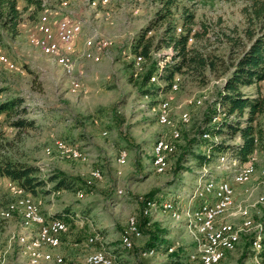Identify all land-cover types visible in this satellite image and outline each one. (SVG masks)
Returning a JSON list of instances; mask_svg holds the SVG:
<instances>
[{"label":"rangeland","instance_id":"1","mask_svg":"<svg viewBox=\"0 0 264 264\" xmlns=\"http://www.w3.org/2000/svg\"><path fill=\"white\" fill-rule=\"evenodd\" d=\"M166 2L43 0L37 7L18 0L22 10L18 33L3 28L0 86L5 88L0 100L22 96L24 101L22 110L11 116L0 114V154L38 166L35 175L40 184L30 191L31 195L27 193L48 218L67 220L68 229L62 233L59 251L52 249L63 257V262L49 264H86L90 253L98 250L110 254L114 264H202L197 241L201 234L192 214L202 204L215 202V196L208 195L201 185L211 177L218 182L228 179L235 191L234 204L224 213L222 222L231 223L239 235L234 249L217 264H257L255 253L260 254L259 261L264 259V148L258 146L247 162L233 151L216 152L207 166L199 165L187 153L188 148H193L190 140L206 126L211 102L249 46L251 33L259 31L253 0H174L169 17L156 18L146 36L152 42V54L138 55L140 48L134 49L132 36L164 12ZM186 17L191 18L188 25ZM64 20L81 25L75 37L71 73L55 53L45 52L31 42L32 37H41L47 31L54 32L58 42ZM170 20L178 33L188 27L195 31L187 47L191 55L204 56L206 64L190 60L172 79L159 80L155 74L157 79L148 81V86L170 85L156 95L146 94L141 85L143 75L153 64L160 73L167 63L179 60L173 48H156ZM174 82L178 88L171 92ZM241 90L248 96L264 93V79L244 85ZM168 95L171 123L163 125L153 107ZM196 99L202 102L197 104ZM217 107L219 112L223 110L221 105ZM184 114L188 121L183 120ZM230 116L242 121V125L247 123L246 112ZM20 117L33 123L13 125L12 121ZM255 123L264 126V113L257 116ZM174 130H179V138L172 136ZM160 138L169 146L163 155L164 165L158 170L153 164V147ZM216 138L229 143L243 139L239 133L228 131ZM62 140L76 148L79 155L71 156L60 149L57 142ZM120 154L126 155L122 165L117 163ZM232 155L239 158L235 165L229 162ZM248 163L254 165L255 173L249 181L242 182L238 169ZM60 171L80 178V185L56 189L57 179L52 176ZM13 184L17 185L10 177L0 175V264H28L21 238L34 237L38 225L29 223L22 210L4 217L8 204L21 196ZM153 188L159 189L160 201L151 205L145 202L143 211L149 215L144 228L171 233L163 239L165 247L145 255L142 247L149 239L147 232L139 230V236L132 235L133 249L123 246L121 239L130 234L131 220L138 226L139 199L144 200ZM75 206L81 214L73 211L68 219L50 217L48 213ZM174 211L178 214L174 215ZM255 241H261V246Z\"/></svg>","mask_w":264,"mask_h":264},{"label":"trees","instance_id":"2","mask_svg":"<svg viewBox=\"0 0 264 264\" xmlns=\"http://www.w3.org/2000/svg\"><path fill=\"white\" fill-rule=\"evenodd\" d=\"M25 1L27 5L34 4L37 7H41L43 3V0ZM166 3V10L164 12H160L156 17H153L149 23L142 26L141 29L132 36L131 44L134 49L137 50L140 48V50L136 52L138 55L150 57L152 54V42L146 40V36L148 32L152 30V26L156 23V18L163 19L169 17L171 5L174 3V0H167ZM253 7L255 17L258 18L259 21V31L257 33H251L252 39L249 46L237 59L231 73L223 82L217 98L211 102V109L208 111L206 118V126L201 130V134L197 137H193L189 142L190 145L193 143V148H188L189 150L187 153H191L201 166L204 163L205 166H207V163L212 162L216 152H222L225 150L233 151L240 156V159L247 162L249 156L255 152L258 146L261 145L264 148V126L255 123L257 116L264 113V93H260L257 96H248L241 90V87L244 85H249L256 80L264 79V0H253ZM190 16H192V14H190ZM21 19L22 10L19 7L18 0H0V41L3 40L4 36L3 28L8 29L11 33H18V25L20 24ZM184 22L185 25L190 24L191 18L186 17ZM187 29L188 30H185L184 32H176V24H173L171 20L164 28L158 38L156 48H173L175 50L174 57L179 58V60L174 61L173 63H167L160 73H158L157 64H153V66L143 75L141 85L144 93L156 95L160 89L166 90L169 87L170 84L148 86V81H151V78L155 74H157L159 80L161 78L172 79L174 74L181 70L190 60L206 64V58H204V56L190 54V50L187 47L188 41L191 35L194 36L195 31L193 33L191 27H188ZM4 88V86H0V93ZM23 101L24 98L22 96H13L0 100V114L4 113L7 116H11L13 112L22 110L20 106ZM217 105H221L224 113L223 110H221V112L218 111ZM245 112L247 113V123L245 125H242V121L237 118H230V115H233V113L243 115ZM222 114L224 115L223 119L215 120L216 117ZM28 123H33V120L20 117L12 121V124L16 126ZM227 131L239 133L243 138L242 141L229 143L223 138H216L217 135L222 136L224 133H227ZM206 135H209V137H205ZM184 157L185 156H183L182 159H179V168L181 167L180 162H183ZM38 170V166L34 164H27L20 160L3 157L0 154V175L10 177L13 182L24 188L28 193L35 190V187L40 184V182L36 180L37 176L35 175ZM206 176H209V174ZM52 179H57L55 184L56 189L62 187L75 188V186L80 185L81 183L80 178L77 176L62 171L54 174ZM158 191V188H153L146 193L144 200L139 199V202L141 203V217H137L138 226L141 231L144 230L149 234V239L142 247L144 254L149 253L150 251H155L154 253H156V251L165 247L163 246V239L166 238V235L171 233V231L169 232L165 229L160 230L158 228L155 231L146 230L144 228L147 221L146 218L148 217L147 215H149L143 211L144 204L146 201L159 202L160 199L157 197ZM80 209L83 210L82 208ZM72 212L71 207H65L61 210L54 211L49 216L66 219ZM75 213L77 212L75 211ZM134 247L135 245L130 249H133ZM178 249H183V246H179ZM254 255H256V253ZM185 264L188 263L186 262ZM240 264H244V262L241 261Z\"/></svg>","mask_w":264,"mask_h":264},{"label":"bare ground","instance_id":"3","mask_svg":"<svg viewBox=\"0 0 264 264\" xmlns=\"http://www.w3.org/2000/svg\"><path fill=\"white\" fill-rule=\"evenodd\" d=\"M70 20H64L60 23L59 31V41H56V34L52 31H47L41 37H32L31 42L43 49L45 52H53L59 58V62L68 70L69 73L72 72V53L75 51V37L81 32L80 23H74L71 28V46L69 43L62 41L65 36V27L70 25ZM98 42V41H97ZM89 44L92 42L88 41ZM55 45V46H54ZM52 53V54H53ZM11 64V63H10ZM12 67L14 65L12 64ZM157 78L153 76L151 80H156ZM171 92L177 90L178 84L172 83ZM169 93V92H168ZM168 97L163 98L157 105L153 107L156 112L157 119L163 125L171 123L170 121V102ZM192 100L191 102H193ZM202 101L196 99V103L200 104ZM217 118V117H216ZM183 120L188 121V115H183ZM174 138L180 137L179 130H174L172 133ZM57 146L66 151L69 155L77 157L79 152L76 148H72L65 141H58ZM168 143L165 139H157L153 147V164L159 170L164 165V153L168 148ZM74 147V146H73ZM228 156V155H227ZM226 157L223 155L221 157L224 160ZM228 159V158H227ZM230 160V161H229ZM228 161L231 164H237L239 158L232 155L231 159ZM126 161V155L120 154L117 157V163L119 165L124 164ZM244 174L239 172L238 177L242 182L249 181L252 175L255 173V167L252 163H248L244 167ZM239 168L238 170H242ZM99 177L100 173H96ZM263 176V186H264V169H262ZM14 185V184H13ZM208 195L215 196V202H206L202 204L199 208L193 211L192 218L195 222L201 238H197L199 243L200 251L202 252V264H217L221 261L226 253L232 249L239 239L238 232L234 229V226L229 222H222L224 219V213H226L234 204V192L233 187L228 179L217 181L215 177L203 184H201ZM15 189L18 191L20 197H17L16 201L10 202L3 213L4 217L9 218L12 216L13 212L18 210L23 211V215L27 221L31 224L38 225V230L34 237L28 238L27 236H22L21 246L24 249V253L28 256V264H48L50 262H63V257L59 254H55L52 249L60 244V236L64 231L68 229L67 220L61 218H48L41 210H39L36 201L30 196L27 191L21 186L14 185ZM232 191V192H231ZM264 202V196L261 198ZM156 202L148 201V204H155ZM178 212L174 211V215ZM222 217V218H221ZM63 222H65L63 224ZM63 224V225H62ZM130 234L122 237L123 246L126 248H132V235L139 236L141 232L138 229L135 220L130 221ZM48 229V231H44ZM261 240V236L257 237ZM93 240V239H91ZM263 242V241H262ZM257 246H261V241H255ZM173 251V248H170ZM100 253V255L98 254ZM155 251H150L145 254H153ZM260 254L255 255L257 264H264V259L261 258L259 261ZM2 255L0 253V261ZM114 258L110 254L98 250L90 255L86 259V264H114Z\"/></svg>","mask_w":264,"mask_h":264},{"label":"built area","instance_id":"4","mask_svg":"<svg viewBox=\"0 0 264 264\" xmlns=\"http://www.w3.org/2000/svg\"><path fill=\"white\" fill-rule=\"evenodd\" d=\"M73 24L74 23H72V21H71V23H70V25L68 26V27H65V36H64V38H63V40L62 41H65L66 43H69V47L71 46V28H72V26H73ZM55 46V45H54ZM239 172H242L243 174H244V170H243V168H242V170H239ZM234 191V190H233ZM232 192V191H231ZM202 198H203V196H202ZM65 222H63V224H64ZM62 224V225H63ZM44 231H48V229H44ZM132 245H134V243L132 242ZM98 254L100 255V253L98 252Z\"/></svg>","mask_w":264,"mask_h":264},{"label":"crops","instance_id":"5","mask_svg":"<svg viewBox=\"0 0 264 264\" xmlns=\"http://www.w3.org/2000/svg\"><path fill=\"white\" fill-rule=\"evenodd\" d=\"M78 41H79V39L77 40V42H76V44L78 45ZM206 200H207V198H205ZM78 208H77V206H75V207H73L72 208V211H76L77 213H75V214H78V215H80L81 213L77 210ZM54 211H57V210H53V211H51V212H48L49 213V215H50V213H53ZM71 216V215H70ZM72 218V217H71ZM68 219V218H67ZM62 236V235H61ZM61 236H60V244H61ZM170 236V234L169 235H166V238H168ZM59 247H60V245H58ZM57 246V247H58ZM57 247H55L56 249V251L58 250V248ZM59 251V250H58ZM49 264V263H48Z\"/></svg>","mask_w":264,"mask_h":264}]
</instances>
